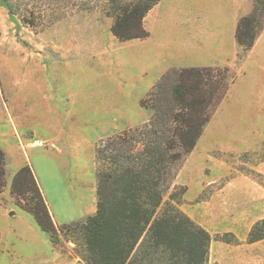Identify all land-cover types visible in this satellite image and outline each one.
I'll list each match as a JSON object with an SVG mask.
<instances>
[{"label": "rangeland", "instance_id": "374dc122", "mask_svg": "<svg viewBox=\"0 0 264 264\" xmlns=\"http://www.w3.org/2000/svg\"><path fill=\"white\" fill-rule=\"evenodd\" d=\"M13 3L0 0V264H80L66 227L96 213L100 150L150 120L143 102L166 74L193 67L226 69L230 84L180 164V208L211 235L208 264H264V239L247 243L264 221V27L250 50L236 40L254 0H159L148 37L129 41L111 31L110 0ZM24 166L57 244L12 190Z\"/></svg>", "mask_w": 264, "mask_h": 264}, {"label": "trees", "instance_id": "16d2710c", "mask_svg": "<svg viewBox=\"0 0 264 264\" xmlns=\"http://www.w3.org/2000/svg\"><path fill=\"white\" fill-rule=\"evenodd\" d=\"M4 2L10 13L18 12L13 0ZM158 3L110 0L113 35L121 41L147 38L144 20ZM23 22L34 26L25 17ZM263 27L264 0H254L252 11L238 22V44L250 50ZM228 75L226 69L207 67L166 74L143 102L152 112L150 120L110 139L100 150L96 213L66 227L80 246V264H208L211 235L180 208L187 187H174V181L213 110L226 97ZM4 177L5 155L0 149V190ZM12 186L14 194L27 201L21 208L57 244L61 235L28 166L19 170ZM227 238L226 243L238 242ZM263 239L264 221L252 227L247 243Z\"/></svg>", "mask_w": 264, "mask_h": 264}]
</instances>
